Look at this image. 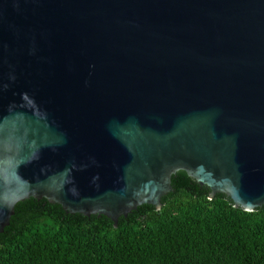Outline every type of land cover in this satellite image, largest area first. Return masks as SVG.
Masks as SVG:
<instances>
[{
  "label": "water",
  "instance_id": "obj_1",
  "mask_svg": "<svg viewBox=\"0 0 264 264\" xmlns=\"http://www.w3.org/2000/svg\"><path fill=\"white\" fill-rule=\"evenodd\" d=\"M173 176L264 211V0H0V233L21 201L115 228Z\"/></svg>",
  "mask_w": 264,
  "mask_h": 264
},
{
  "label": "trees",
  "instance_id": "obj_2",
  "mask_svg": "<svg viewBox=\"0 0 264 264\" xmlns=\"http://www.w3.org/2000/svg\"><path fill=\"white\" fill-rule=\"evenodd\" d=\"M156 211L119 217L65 213L46 201L15 204L0 233V264H264V211L173 176Z\"/></svg>",
  "mask_w": 264,
  "mask_h": 264
}]
</instances>
